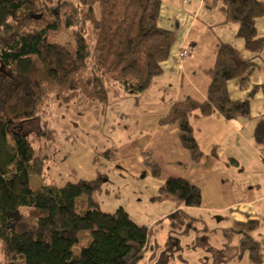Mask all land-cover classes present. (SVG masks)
Segmentation results:
<instances>
[{
    "label": "trees",
    "instance_id": "obj_1",
    "mask_svg": "<svg viewBox=\"0 0 264 264\" xmlns=\"http://www.w3.org/2000/svg\"><path fill=\"white\" fill-rule=\"evenodd\" d=\"M163 0H0V251L3 264H138L149 249L153 228L137 224L120 207L104 212L95 193H110L101 176L66 183L30 186L41 173L30 133L24 128L42 120V138L50 148L57 131L44 120L52 99L69 104L86 100L109 105L112 101L147 91L162 73L175 35L160 27ZM222 24H237L236 37L246 50L260 55L264 37L257 23L264 19L263 0H221ZM62 31L71 40H57ZM254 63L242 58L227 42L216 48V63L206 71L211 79L204 102L187 98L175 102L161 125L176 126L182 146L192 161L204 154L194 136L190 118L218 113L227 120L251 117L250 101H233L228 83L247 87ZM258 88H255L254 92ZM264 94V85L261 87ZM264 144V117L254 132ZM47 147V146H46ZM48 148V147H47ZM111 160L109 150L104 153ZM156 179L162 169L147 157ZM174 198L180 206L199 207L202 193L187 180L168 177L156 197ZM81 198V199H80ZM29 221L23 219V210ZM167 244L195 229V220L178 209L168 216ZM260 223L234 222L225 231L239 238L238 257L262 263V246L255 239ZM82 232L90 241L74 253ZM86 236H84L85 238ZM155 252L152 254L154 258Z\"/></svg>",
    "mask_w": 264,
    "mask_h": 264
},
{
    "label": "crops",
    "instance_id": "obj_2",
    "mask_svg": "<svg viewBox=\"0 0 264 264\" xmlns=\"http://www.w3.org/2000/svg\"><path fill=\"white\" fill-rule=\"evenodd\" d=\"M220 2L163 0L159 25L173 32L175 39L169 58L162 64V75L144 93L127 97L132 98V110L118 120V138L121 139L110 149L112 160L103 158L95 166L94 154L86 149L89 160L82 164L88 168L87 175H76L75 169L82 165L80 163L74 169V175H66L59 186L97 179L102 174L101 170L109 164L121 168L119 173L123 175L133 178L144 175L156 179L145 163L149 157L163 172L162 177L157 179L158 186L161 187L168 177H175L200 188L202 203L199 207L180 206L174 198H166L174 200L170 214L181 209L195 220L196 228L179 236L182 239L187 236L184 244L188 248L199 247L205 264H250L248 257L241 259L237 255L239 238L228 240L225 231L234 222L251 220L260 223L255 239L261 243L263 261L260 264H264V144L258 142L254 135L258 120L264 117V94L261 89L264 85V51L256 55L246 50L244 42L236 37L239 26L222 24L224 17L219 11ZM262 25L260 33L257 23L260 37H264V22ZM220 42L235 45L244 60L255 64L248 75L246 88H242L238 80L228 83L233 101H250L251 117L227 120L218 113L205 117L200 111L194 112L190 122L204 154L196 164L189 151L182 146L178 128L161 125L160 120L175 102L187 98L206 101L211 83L206 71L216 63V48ZM182 50H188L187 58L179 57ZM255 88L258 89L254 92ZM103 180L109 185V180ZM161 222L149 228L154 230ZM193 235L195 240L191 241ZM178 239L177 236L173 239L175 247ZM188 241L191 243L186 244Z\"/></svg>",
    "mask_w": 264,
    "mask_h": 264
},
{
    "label": "rangeland",
    "instance_id": "obj_3",
    "mask_svg": "<svg viewBox=\"0 0 264 264\" xmlns=\"http://www.w3.org/2000/svg\"><path fill=\"white\" fill-rule=\"evenodd\" d=\"M262 22L264 19L258 21L260 33L263 28ZM57 40L65 43L71 38L67 32L62 31ZM131 103V97L112 101L107 106L88 101L84 97L69 104L52 99L49 115L44 117L49 126L58 133L57 142L52 149L50 142L39 134L43 125L42 120H34L24 128L25 131L32 132L30 139L34 143L35 156L38 163L42 165L41 173L34 175L30 181L31 188L38 190L44 182L59 185L66 175L72 177L74 169L86 159L89 160L86 149H90L94 154L95 166L98 165V160L107 159L104 154L107 150L113 158V152L110 149L118 143L117 140L121 139L118 138V120L121 115L131 112ZM101 169L102 166L99 167V170ZM120 169L118 166L109 164L101 170L100 176L109 180V185L105 183L104 188L110 193H95L93 200L104 212H114L120 207L124 208L139 225L152 227L155 223L162 221L153 230L150 239L152 248L145 252L138 264H205L203 252L199 247L190 249L184 244L188 240L187 236L184 239L177 236L179 238L177 247L167 244L169 220L166 217L173 209L174 200L166 197L154 199L159 195L160 186H158L157 179L144 175L133 178L131 175L119 173ZM75 170L76 175L82 177L87 175L88 168L82 164ZM23 219L30 220L26 209L23 210ZM190 240L194 241L195 236L193 235ZM89 241V233L82 232L79 236V243L74 247V253H77L80 247L86 246ZM188 242L186 244L191 243ZM153 252L156 255L154 258L151 257ZM2 257L0 251V264H3Z\"/></svg>",
    "mask_w": 264,
    "mask_h": 264
},
{
    "label": "built area",
    "instance_id": "obj_4",
    "mask_svg": "<svg viewBox=\"0 0 264 264\" xmlns=\"http://www.w3.org/2000/svg\"><path fill=\"white\" fill-rule=\"evenodd\" d=\"M188 56H189V52H188V50H182V51H180V53H179V57H180L181 59L187 58Z\"/></svg>",
    "mask_w": 264,
    "mask_h": 264
}]
</instances>
